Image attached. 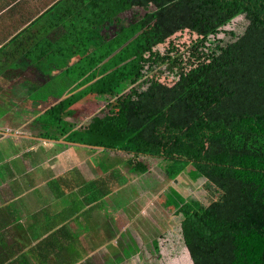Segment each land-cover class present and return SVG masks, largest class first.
I'll use <instances>...</instances> for the list:
<instances>
[{"label": "trees", "instance_id": "16d2710c", "mask_svg": "<svg viewBox=\"0 0 264 264\" xmlns=\"http://www.w3.org/2000/svg\"><path fill=\"white\" fill-rule=\"evenodd\" d=\"M54 10L67 12L68 46L85 51L73 63L75 53L62 56L60 79L27 97L56 102L28 111L38 136L114 154L113 168L100 169L114 173L119 192L132 180L120 167L140 178L149 161L168 180L205 181L209 205L188 198L175 211L192 263L264 264V0H62ZM135 10L143 12L128 20ZM241 16V33L218 38ZM184 31L197 47L178 57L170 41L161 51ZM166 64L182 75L173 84ZM85 99L106 104L78 128L68 119ZM111 193L109 185L95 199Z\"/></svg>", "mask_w": 264, "mask_h": 264}, {"label": "crops", "instance_id": "0c3cea01", "mask_svg": "<svg viewBox=\"0 0 264 264\" xmlns=\"http://www.w3.org/2000/svg\"><path fill=\"white\" fill-rule=\"evenodd\" d=\"M61 1L0 0V139H18L22 147L4 160L0 157V167L12 169L11 175L0 182V264H88L92 257L98 260L99 255L104 257L100 263H107L115 254L113 249L108 252L115 248V230L123 231L127 221L124 211L117 213L109 205V199L119 191L115 190L114 173L100 169L113 168L114 154L104 157V149L41 139L34 111L42 105L48 106L46 112L56 102L49 98L47 105L38 106L33 98H27L60 79L59 72L67 68L61 63L65 60L62 56L75 53L70 58L73 63L84 54L82 46L78 51L68 46L67 12L54 10ZM43 55L57 57L47 63L40 57ZM42 97L45 102L48 95ZM87 101L103 103L85 99L76 109L86 106ZM71 118L68 122L82 127ZM74 147L82 152L69 149ZM48 155L52 159H47ZM61 162L63 168L60 165L58 169ZM120 169L123 180L132 179L129 183L140 184L149 175L134 178L125 167ZM109 185L111 195L96 200ZM157 190L143 191L140 203ZM135 204L128 203L124 208L131 212ZM2 232L8 235L1 237Z\"/></svg>", "mask_w": 264, "mask_h": 264}, {"label": "rangeland", "instance_id": "374dc122", "mask_svg": "<svg viewBox=\"0 0 264 264\" xmlns=\"http://www.w3.org/2000/svg\"><path fill=\"white\" fill-rule=\"evenodd\" d=\"M137 12L142 14L143 11L135 10L130 12L126 14V17L128 16L127 19L131 20ZM245 25L246 22L243 21V17H237L223 28V32L218 35V38H223L225 36L224 31L228 30L241 33ZM199 39L196 34H192L189 31L179 32L161 47V51L165 50L169 42L172 41L177 49H179V53H177L178 57L185 56L189 51H192V48L197 47L200 43ZM213 39L214 37L212 36L211 40ZM161 74L169 84H173L182 76L177 68L169 64L162 67ZM86 104L83 108L76 109L77 107H75L72 111L70 117H72L71 119L74 123L77 122V124L82 126L87 125L93 117L97 116L105 108L106 103H91L87 101ZM19 142L21 141H18V139H4L1 137L0 149L2 153L0 157H2V160L8 157L11 152L15 153L22 149ZM69 149L82 152V149L79 147ZM47 159H52V156L48 155ZM26 160L30 162L29 157ZM64 162L68 164L67 161ZM64 162L58 164L57 168L59 169L60 165L63 168ZM149 164L151 165V171L146 176L147 178L142 180V183L139 184L136 181L128 183L123 192L118 191V193H115L109 199V205L115 208V212L122 214L124 211L127 217L123 231L118 232L115 228V248L108 249V252L113 249L115 252L114 257L107 263H100L104 257L99 255L97 257L99 261L95 257H92L88 264H193L183 244L180 221L176 218L175 211L188 198H194L204 205H209L210 198L205 190L206 182L199 181L193 184L184 177L171 181L160 170L157 162L149 161ZM55 165H57L56 162ZM11 170L9 166L2 165L0 167V182L11 175ZM153 188L158 189L157 192L149 196L150 199L143 198L141 204L140 201L144 197L143 191H149ZM140 195L141 198H138ZM131 202H135L136 204L132 207L134 210L129 212L124 207ZM120 233L125 235L124 239L121 238ZM7 235L8 232H2L1 237H6ZM155 240L159 244L158 251L155 250V244H152ZM69 250L70 247L67 248V251ZM118 254H121V256Z\"/></svg>", "mask_w": 264, "mask_h": 264}]
</instances>
